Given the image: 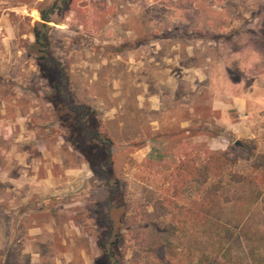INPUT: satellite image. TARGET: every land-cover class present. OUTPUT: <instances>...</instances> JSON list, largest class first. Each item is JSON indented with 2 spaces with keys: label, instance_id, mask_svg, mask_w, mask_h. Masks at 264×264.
<instances>
[{
  "label": "rangeland",
  "instance_id": "374dc122",
  "mask_svg": "<svg viewBox=\"0 0 264 264\" xmlns=\"http://www.w3.org/2000/svg\"><path fill=\"white\" fill-rule=\"evenodd\" d=\"M32 260L264 264V0H0V264Z\"/></svg>",
  "mask_w": 264,
  "mask_h": 264
},
{
  "label": "trees",
  "instance_id": "16d2710c",
  "mask_svg": "<svg viewBox=\"0 0 264 264\" xmlns=\"http://www.w3.org/2000/svg\"><path fill=\"white\" fill-rule=\"evenodd\" d=\"M43 19H44V21H48V17L45 15V14H43ZM57 93H58V97H59V99L60 100H63L64 98H63V93H64V89L62 90V91H57ZM80 124H81V121L79 122ZM85 133L87 134V136H90V134L92 133L91 132V130H90V128H86L85 129ZM95 138H97V139H99V136L95 133ZM101 140V139H100ZM101 142H102V145L104 146V148H103V150H104V152H105V156L106 157H110V151H109V144L108 143H106L105 141H103V140H101ZM215 155V154H214ZM213 155V156H214ZM213 156L212 157H210V159H209V162L207 163L208 165H207V170H208V172H209V170L211 171V172H214L215 174H218V172L220 171L221 172V170L227 165V164H233L234 162L232 161V159H228L227 157V154L226 153H224V154H221V157L219 156V159L220 160H225V159H228V161H227V163H226V160H225V162H222L221 163V168H219V171H218V168H214L213 167V164H214V161H213ZM237 159V158H236ZM236 159H235V161H236ZM110 164V162H108V163H105V165H109ZM105 165H103V166H105ZM100 175H101V177H106L104 174H103V172L102 173H100ZM206 177H207V173H206ZM106 183H108V185H110V182H109V180L108 179H106Z\"/></svg>",
  "mask_w": 264,
  "mask_h": 264
},
{
  "label": "crops",
  "instance_id": "0c3cea01",
  "mask_svg": "<svg viewBox=\"0 0 264 264\" xmlns=\"http://www.w3.org/2000/svg\"><path fill=\"white\" fill-rule=\"evenodd\" d=\"M38 232H39V231H38ZM38 232H37V233H38ZM27 252H28V251H27ZM36 262H37V264H39V263H38L39 261H36ZM32 264H35V261H34V260H32Z\"/></svg>",
  "mask_w": 264,
  "mask_h": 264
},
{
  "label": "water",
  "instance_id": "95a60500",
  "mask_svg": "<svg viewBox=\"0 0 264 264\" xmlns=\"http://www.w3.org/2000/svg\"><path fill=\"white\" fill-rule=\"evenodd\" d=\"M44 23H45V22H44ZM236 144L239 146V145H240V142H237Z\"/></svg>",
  "mask_w": 264,
  "mask_h": 264
},
{
  "label": "flooded vegetation",
  "instance_id": "af4514ba",
  "mask_svg": "<svg viewBox=\"0 0 264 264\" xmlns=\"http://www.w3.org/2000/svg\"><path fill=\"white\" fill-rule=\"evenodd\" d=\"M79 122H80V120H79ZM98 136H99V134H97Z\"/></svg>",
  "mask_w": 264,
  "mask_h": 264
}]
</instances>
